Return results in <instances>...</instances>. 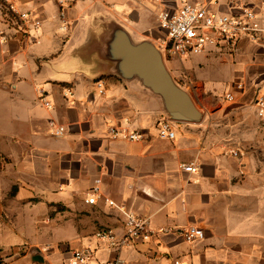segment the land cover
<instances>
[{
	"label": "crops",
	"instance_id": "1",
	"mask_svg": "<svg viewBox=\"0 0 264 264\" xmlns=\"http://www.w3.org/2000/svg\"><path fill=\"white\" fill-rule=\"evenodd\" d=\"M16 2L39 16L42 26L28 36L0 9L4 264H63V247H81L101 227L121 232L124 216L116 207L103 198L85 202L97 180L104 196L147 218L152 229L196 225L205 231L194 241L177 231L160 233L120 251L99 250L100 259L119 255L125 264H264V116L257 115L254 103L264 94V33L258 42L241 38L233 47L196 59L189 69L183 66L184 74H194L189 92L197 105L216 98L219 82L230 84L227 93L235 96L230 103L238 105L215 106L210 122L175 121L176 137L167 140L157 134L164 116L160 99L139 81L110 73L101 48L115 23L135 40L160 41L164 34L156 13L181 0ZM240 2L253 7L264 26V0H220V10L233 11ZM238 83L243 90H237ZM41 91L50 107L40 99ZM233 113L246 120L215 121ZM110 125L137 130L143 139L112 138ZM60 126L62 134L57 133ZM220 130L230 133H215ZM190 161L199 165L196 173L179 167Z\"/></svg>",
	"mask_w": 264,
	"mask_h": 264
},
{
	"label": "built area",
	"instance_id": "2",
	"mask_svg": "<svg viewBox=\"0 0 264 264\" xmlns=\"http://www.w3.org/2000/svg\"><path fill=\"white\" fill-rule=\"evenodd\" d=\"M161 4L165 0H147ZM0 9L12 19L18 28L28 36L39 32L42 20L39 16L28 9L21 8L16 0H0ZM64 15V12H61ZM158 28L164 36L158 41L164 48L167 59H183L189 55L208 53L221 47H233L241 38H247L251 42H258L264 33L256 10L240 2L230 12L220 10V0H181V4L174 8H164L156 13ZM0 38L4 39L0 29ZM100 92L104 91L103 83L98 82ZM237 90L244 89L243 83L236 85ZM40 99L45 106L52 104L43 92ZM228 101L235 100L234 94L228 92L225 96ZM257 114L264 116V94H258L255 99ZM172 119L161 117L157 123V134L161 139L171 140L176 137ZM64 127L60 126L58 134H62ZM108 133L112 138H122L129 141L143 139V135L134 129L122 128L110 125ZM229 153L239 156V151L230 149ZM181 169L188 173H196L199 165L196 161L181 162ZM100 180L86 194L87 204H96L103 198L109 206L116 207L124 216L122 231L118 232L112 227H101L93 232V239L78 248L63 247V264H125L121 256L108 259H100L97 255L99 250L111 252L120 251L131 246L135 241H149L160 233L177 231L187 241H194L205 237V231L199 226L188 225L181 228L158 230L150 227L147 218L128 210L125 205L116 203L101 192ZM174 264H181L180 260H174Z\"/></svg>",
	"mask_w": 264,
	"mask_h": 264
},
{
	"label": "water",
	"instance_id": "3",
	"mask_svg": "<svg viewBox=\"0 0 264 264\" xmlns=\"http://www.w3.org/2000/svg\"><path fill=\"white\" fill-rule=\"evenodd\" d=\"M101 55L111 64L110 73L126 81L137 80L156 95L165 117L176 122H202L203 110L169 71L164 48L158 40H135L124 26L115 23L104 41Z\"/></svg>",
	"mask_w": 264,
	"mask_h": 264
},
{
	"label": "rangeland",
	"instance_id": "4",
	"mask_svg": "<svg viewBox=\"0 0 264 264\" xmlns=\"http://www.w3.org/2000/svg\"><path fill=\"white\" fill-rule=\"evenodd\" d=\"M205 54L207 53H202V54H193V55H189L181 60L179 59H167L166 64L167 67L169 69V71L171 72V74L173 75V77L175 78V80L182 85L183 87H185L188 91L190 89H192V79H194V74L192 75V73L190 74H184L183 72V66H186L187 69L190 68L189 65H192V63L196 60V59H202L205 57ZM185 71V70H184ZM192 71H194V69L192 68ZM193 76V77H192ZM233 81V80H232ZM237 81V80H236ZM189 85V86H188ZM230 89V84H226L225 82H219L216 85L215 91H216V98L213 100H203L201 103V106L198 105V107L203 110L204 112V118L202 120V122L205 121V118H207L208 122H210L212 120V118H210V112L214 109L215 106H226V107H231V106H237L238 104L236 103H230L231 101H228L225 96L227 94V90ZM231 92V90H229ZM195 95L197 94L196 92L194 93ZM234 101V100H233ZM203 105V106H202ZM256 107V106H255ZM257 111V109H256ZM258 115V114H257ZM260 117V116H259ZM221 120L215 119L216 122L222 121V122H238V123H243L246 120V117L243 114H232L229 116H225V115H221V117H219ZM245 119V120H244ZM258 121V120H257ZM215 133H219V134H227L230 133L228 131L225 130H220V131H216Z\"/></svg>",
	"mask_w": 264,
	"mask_h": 264
},
{
	"label": "trees",
	"instance_id": "5",
	"mask_svg": "<svg viewBox=\"0 0 264 264\" xmlns=\"http://www.w3.org/2000/svg\"><path fill=\"white\" fill-rule=\"evenodd\" d=\"M0 264H4V261L3 259L0 258Z\"/></svg>",
	"mask_w": 264,
	"mask_h": 264
}]
</instances>
